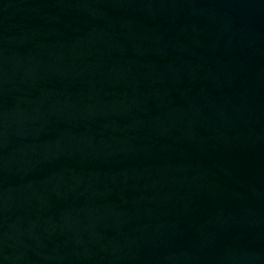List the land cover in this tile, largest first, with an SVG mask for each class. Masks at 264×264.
Wrapping results in <instances>:
<instances>
[{"label": "water", "instance_id": "water-1", "mask_svg": "<svg viewBox=\"0 0 264 264\" xmlns=\"http://www.w3.org/2000/svg\"><path fill=\"white\" fill-rule=\"evenodd\" d=\"M0 264H264V0H0Z\"/></svg>", "mask_w": 264, "mask_h": 264}]
</instances>
